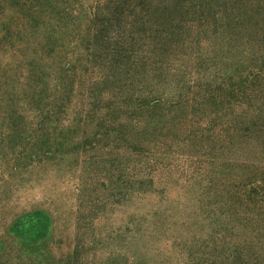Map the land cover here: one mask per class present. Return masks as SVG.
<instances>
[{"label":"rangeland","instance_id":"374dc122","mask_svg":"<svg viewBox=\"0 0 264 264\" xmlns=\"http://www.w3.org/2000/svg\"><path fill=\"white\" fill-rule=\"evenodd\" d=\"M0 264H264V0H0Z\"/></svg>","mask_w":264,"mask_h":264}]
</instances>
